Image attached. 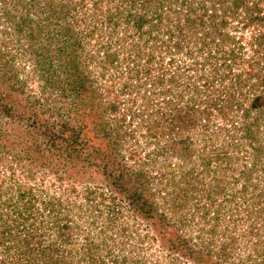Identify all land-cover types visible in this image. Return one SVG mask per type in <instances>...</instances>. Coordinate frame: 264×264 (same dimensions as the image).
Listing matches in <instances>:
<instances>
[{"label":"trees","instance_id":"1","mask_svg":"<svg viewBox=\"0 0 264 264\" xmlns=\"http://www.w3.org/2000/svg\"><path fill=\"white\" fill-rule=\"evenodd\" d=\"M156 248L264 264V0H0V264H152Z\"/></svg>","mask_w":264,"mask_h":264},{"label":"rangeland","instance_id":"2","mask_svg":"<svg viewBox=\"0 0 264 264\" xmlns=\"http://www.w3.org/2000/svg\"><path fill=\"white\" fill-rule=\"evenodd\" d=\"M113 3H111V2H108L106 4L102 3L101 6H100V8L97 9L96 12L94 11L95 13H97L99 15L97 17H100V14H101V16L106 17L108 10H110L113 13L114 12L117 13V11L115 10L116 3H115V5H113ZM123 9H124V6H123ZM101 19H102V17H101ZM120 30H121V27H120L119 30H116V32H117L116 33V36L118 35V37L124 36V32L120 33ZM99 34L100 35L98 36V38L93 39L92 42H91V44L88 45V46H86V47H88L89 49L92 50V54H93L94 51H96L97 49H99V46L95 42L96 41L98 42V39H101L102 40V37L101 36L105 35L106 33L104 31H102ZM128 34H130V32H127V35ZM250 36H251V31L247 30V32L244 33V37L246 38V41H243L247 48H249V46H247L248 43L249 42H251V43L253 42V39L252 38H249ZM86 54H87V52H84V54H82V55H85V58H83L84 60L82 59L81 62L83 64H85V66L90 65V66H88V69L92 71L93 76L94 77H99V74L101 73V69H102L100 59H94L93 58V60L91 61V59L89 58V56L86 55ZM248 54L249 53H247V55ZM18 59H19L18 61L21 63V67L24 68L23 75L25 77L33 78V80H35V83H32L33 81H30L29 82L30 85L33 84L32 87H34V84H36V82H37L36 78H38V77L36 76L37 74L34 71V66L31 64L30 57L27 56V55H25L23 57H19ZM166 62H168V59L166 60ZM24 64H25V66H24ZM125 65L126 64L120 65V67L118 69V72L119 73H121V71L123 70V68L125 67ZM82 66H84V65H82ZM109 73H111V72H109ZM93 76L91 77L92 78L91 81L94 80V77ZM97 84L100 85V80H99V82ZM101 84H102V88H103L102 94H103L104 101H110V102H113V103H118V102H121V100H125L123 98L124 96L123 97H120L119 96L120 87H121V83L119 81H115L113 79L112 80L110 79L109 81H106L105 79H103L101 81ZM31 90H34V89H30L29 88L28 90H26V93L25 94L27 95L29 93V91H31ZM60 104H62V103L60 102ZM61 113H62V115H64L63 118L64 119L66 118V120L69 123H71V124L77 122V120H78V116L75 115V114L70 113V110L69 111L67 110V112H66V109H64V110L62 109V112ZM127 156H129V154ZM141 160H142V158H138V161L141 162ZM128 162H129V160H128ZM130 164H131V162H130ZM31 174L35 175V179L39 177V174L38 173L35 174V171H29V169H27V166H23V167L17 169V171L15 172V175L14 176H16V177H18V176L19 177H29ZM190 223H192V225H190V226H186L185 225L183 227V231H182L183 234H184V232L187 229H192V231H195V232H197L198 229H203L202 225L199 224L198 219L197 220H193V221L190 220ZM198 243H199V241L196 240V243L194 244V247H196V245H198ZM157 249L158 248H156L155 251H152V253H153V255L155 257H153L152 259L149 258L147 260L149 262H151L152 264H155V263L167 264L168 258L165 257L164 254H163V256H161L160 250L159 249L157 250Z\"/></svg>","mask_w":264,"mask_h":264}]
</instances>
